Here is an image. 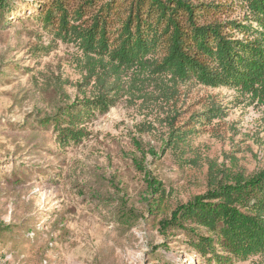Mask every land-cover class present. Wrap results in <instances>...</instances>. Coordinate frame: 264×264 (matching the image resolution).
<instances>
[{"label": "rangeland", "instance_id": "1", "mask_svg": "<svg viewBox=\"0 0 264 264\" xmlns=\"http://www.w3.org/2000/svg\"><path fill=\"white\" fill-rule=\"evenodd\" d=\"M8 1L0 13V264H218L181 234L160 235L156 220L206 191L210 165L235 158L248 174L264 170V93L191 83L166 100L154 77H123L106 113L76 121L81 142L63 143L46 117L98 96L96 83L87 84L79 48L38 21L44 0ZM174 117V132H186L180 140L170 137ZM146 172L168 190L151 213ZM230 264H264V254Z\"/></svg>", "mask_w": 264, "mask_h": 264}, {"label": "trees", "instance_id": "2", "mask_svg": "<svg viewBox=\"0 0 264 264\" xmlns=\"http://www.w3.org/2000/svg\"><path fill=\"white\" fill-rule=\"evenodd\" d=\"M9 4L0 0V13ZM37 19L79 48L87 84L98 89L46 117L63 143L81 142L76 121L106 113L123 77H154L166 100L191 83L264 93V0H44ZM174 119L170 137L180 140L186 132H174ZM231 159L209 166L204 193L177 201L156 220L160 235L181 234L189 249L218 264L264 254V170L248 174ZM145 182L151 213L165 205L168 190L148 172Z\"/></svg>", "mask_w": 264, "mask_h": 264}]
</instances>
